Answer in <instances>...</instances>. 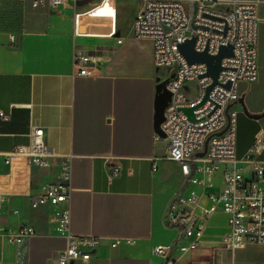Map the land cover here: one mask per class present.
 <instances>
[{
    "label": "crops",
    "instance_id": "1",
    "mask_svg": "<svg viewBox=\"0 0 264 264\" xmlns=\"http://www.w3.org/2000/svg\"><path fill=\"white\" fill-rule=\"evenodd\" d=\"M21 1L29 9L49 11L43 24L26 25L18 31L0 29V192L4 194L0 224L17 228L25 223L36 234L18 249L0 241V264H55L65 248L66 240L56 233L51 220L52 209L32 208L30 198L37 194L40 183L58 180V162L67 156H71L73 189L70 230L75 235L102 238L90 264H164L153 248L169 244L177 236V229L164 226L163 214L183 184L177 164L166 158L167 141L154 139L172 97L167 88L172 70L151 66L149 40L146 59L151 63L140 62L133 50L125 53L130 58L117 59L123 37L127 32L132 36L133 20L143 0H114L117 36L122 42L116 44L113 55L99 49L103 59L91 77L75 74L73 54L98 50L103 41L115 39L76 37L73 15L99 0H66L54 10L33 9L30 0ZM124 5L133 8L130 16ZM258 13L264 18V3ZM85 24L89 31L105 30L107 25L93 18ZM256 48L257 80L238 83L240 99L234 104L235 158L246 177L251 176V167L241 159L256 136L264 135V20L258 24ZM33 124L45 130L53 155L50 165L33 168L30 175L8 173L5 152L29 144ZM257 159L264 161V147ZM112 170H118V176L112 177ZM210 181L204 189L188 186V191L202 193V206L209 203L207 192L221 189L222 171L214 173ZM226 233L227 215L213 213L198 247L186 253L176 251L173 264H231L232 254L222 244ZM118 237L133 241L111 248L109 243ZM233 256L238 262L264 263V243L249 244Z\"/></svg>",
    "mask_w": 264,
    "mask_h": 264
},
{
    "label": "built area",
    "instance_id": "2",
    "mask_svg": "<svg viewBox=\"0 0 264 264\" xmlns=\"http://www.w3.org/2000/svg\"><path fill=\"white\" fill-rule=\"evenodd\" d=\"M65 2L30 0V7L54 10ZM262 3L264 0H143L134 17L132 36L151 42L156 68L172 70L167 81L172 97L154 139L167 141L166 158L177 164L183 184L172 195L163 214L164 226L177 229V236L173 242L153 248L164 264L174 263L176 251L195 250L202 240L207 219L217 211L227 215V233L222 244L232 254L231 264H264L238 262L233 256L236 250L249 244L264 243V161L257 159L264 147V135L256 136L241 159L251 167V176L246 177L235 158L237 109L234 108L240 99L238 83L257 80V28L264 20L258 11ZM89 18L105 21L106 29L89 31L85 24ZM116 21L114 0H99L87 10L74 12L73 34L115 39L116 44H121ZM192 37L194 50H206L210 55L217 54L223 45L232 46V55L221 59L217 83L203 102L206 88L213 81L207 73V65L203 62L189 64L179 49ZM98 51H75L73 67L76 75L94 76L103 59ZM228 83L229 87H226ZM185 87L190 88L192 95L186 94ZM187 107H194L193 120L182 110ZM29 136V144L16 145L5 152L3 161L8 173L30 175L33 168L50 165L53 155L47 147L44 128L33 124ZM201 152L203 154L199 155ZM58 168V180L40 183L37 194L30 198V206L50 207L55 231L66 240L55 264H90L92 253L101 245L102 238L71 232V156L60 159ZM219 170L222 171V187L219 191L207 192L205 196L209 203L202 206V193L188 191V186L195 184L202 189L210 186V177ZM110 174L115 177L119 171L112 170ZM3 201L4 194L0 192V208ZM197 208L200 213L195 212ZM35 234L34 227L25 223L17 228L0 224V241L17 249ZM132 241V238L118 237L109 245L114 248Z\"/></svg>",
    "mask_w": 264,
    "mask_h": 264
},
{
    "label": "rangeland",
    "instance_id": "3",
    "mask_svg": "<svg viewBox=\"0 0 264 264\" xmlns=\"http://www.w3.org/2000/svg\"><path fill=\"white\" fill-rule=\"evenodd\" d=\"M123 10L127 16H130L133 12V8H129L127 5H124ZM48 11L44 9H29L21 0H0V29L18 31L26 25L43 24ZM149 45L150 43L147 40L134 38L127 32L123 37L122 49L118 50L117 59L130 58V55L126 56L128 54L125 53H130L128 50H133L138 53L136 57L140 62H147L146 55L149 53ZM117 47L118 45L114 41H103L102 46L98 50L100 49L106 55H113ZM148 62L151 63L150 60ZM159 72L161 73V70ZM192 85L194 84L192 83ZM184 91L187 95H192L190 88L185 87Z\"/></svg>",
    "mask_w": 264,
    "mask_h": 264
},
{
    "label": "water",
    "instance_id": "4",
    "mask_svg": "<svg viewBox=\"0 0 264 264\" xmlns=\"http://www.w3.org/2000/svg\"><path fill=\"white\" fill-rule=\"evenodd\" d=\"M194 45V37L187 39L183 44L180 45L179 49L186 61L190 63L195 62H203L207 65V73L212 77V83L206 88L205 97L203 98L202 102L206 99L209 91L212 87L217 83V75L221 70V59L226 56L232 55V46L231 45H223L219 48L218 53L215 55H210L207 53L206 50L197 52L193 48ZM229 87V83L226 85ZM201 102V103H202ZM194 107H187L183 108V112L188 116L189 119L193 120V111ZM253 118H258V115H250ZM163 120V119H162ZM159 130V126L156 128ZM203 152L199 153L202 155Z\"/></svg>",
    "mask_w": 264,
    "mask_h": 264
}]
</instances>
